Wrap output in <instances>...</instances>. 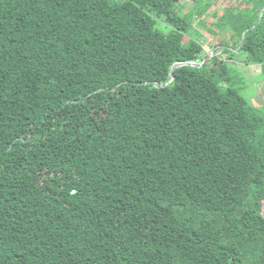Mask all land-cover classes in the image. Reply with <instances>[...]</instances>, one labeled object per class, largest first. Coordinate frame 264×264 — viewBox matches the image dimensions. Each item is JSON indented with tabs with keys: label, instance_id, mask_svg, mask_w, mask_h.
<instances>
[{
	"label": "trees",
	"instance_id": "1",
	"mask_svg": "<svg viewBox=\"0 0 264 264\" xmlns=\"http://www.w3.org/2000/svg\"><path fill=\"white\" fill-rule=\"evenodd\" d=\"M182 1L0 0V264H264V0Z\"/></svg>",
	"mask_w": 264,
	"mask_h": 264
},
{
	"label": "rangeland",
	"instance_id": "2",
	"mask_svg": "<svg viewBox=\"0 0 264 264\" xmlns=\"http://www.w3.org/2000/svg\"><path fill=\"white\" fill-rule=\"evenodd\" d=\"M122 2L124 0H117ZM206 4V2H204ZM203 4V5H204ZM182 13L187 16L194 26L201 32L206 57L210 58L215 55L220 46L235 49L237 44L233 39L231 30L220 31L215 21L222 15L224 9L234 8L243 9L251 7V0H212L210 8L205 10L203 6H195L192 2L183 0L181 2ZM161 26V27H160ZM159 29L163 30L161 23ZM184 44L189 42L188 36L184 37ZM221 54V52H218ZM203 55V54H202ZM227 55V54H226ZM222 54V59L226 57ZM232 60H225L231 71L233 86L242 90L241 93L247 101L256 107H261L264 111V77L260 66L246 65L245 56L240 54H229Z\"/></svg>",
	"mask_w": 264,
	"mask_h": 264
},
{
	"label": "water",
	"instance_id": "3",
	"mask_svg": "<svg viewBox=\"0 0 264 264\" xmlns=\"http://www.w3.org/2000/svg\"><path fill=\"white\" fill-rule=\"evenodd\" d=\"M245 36V34H244ZM244 36H243V40H244ZM182 66H191V67H197V64L195 62H190V63H181V64H175L172 67V71H174L175 69L182 67Z\"/></svg>",
	"mask_w": 264,
	"mask_h": 264
}]
</instances>
